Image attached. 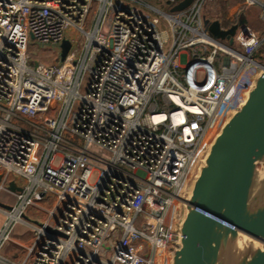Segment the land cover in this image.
<instances>
[{
  "label": "built area",
  "instance_id": "obj_1",
  "mask_svg": "<svg viewBox=\"0 0 264 264\" xmlns=\"http://www.w3.org/2000/svg\"><path fill=\"white\" fill-rule=\"evenodd\" d=\"M210 1L0 0V193L15 198L0 201V264H171L175 203L264 71V36L223 29ZM17 223L31 240L14 261Z\"/></svg>",
  "mask_w": 264,
  "mask_h": 264
},
{
  "label": "water",
  "instance_id": "obj_2",
  "mask_svg": "<svg viewBox=\"0 0 264 264\" xmlns=\"http://www.w3.org/2000/svg\"><path fill=\"white\" fill-rule=\"evenodd\" d=\"M193 2L182 0L178 12ZM70 48L65 39L61 61ZM9 188L21 191L15 182ZM185 204L171 264H264V71L214 138ZM240 234L260 246L248 243L234 254Z\"/></svg>",
  "mask_w": 264,
  "mask_h": 264
},
{
  "label": "rangeland",
  "instance_id": "obj_3",
  "mask_svg": "<svg viewBox=\"0 0 264 264\" xmlns=\"http://www.w3.org/2000/svg\"><path fill=\"white\" fill-rule=\"evenodd\" d=\"M146 3L153 5L165 13H176L179 10H181V1L182 0H177L176 2L172 3L169 0H144ZM243 3L244 0H211L209 3V6L206 9V14L211 17H216L220 19L221 21V27L225 30H228L231 28L232 24L236 23L239 21L240 23L248 22L252 28L257 31L260 35L264 36V23L260 19V9L258 6L250 7L247 9H243ZM139 8V10L143 13H148L151 17L157 16L161 19L160 16L153 14L149 10L139 7L138 5H135ZM161 27L163 28H168L167 24L163 19H161ZM76 31L75 30H69L67 32V37L72 38L75 36ZM81 35V34H80ZM31 54L32 53H37L43 56L42 52L44 49L41 46H33L31 45ZM49 51H54L55 49H48ZM42 53V54H41ZM264 53V51H263ZM46 57V56H45ZM47 60V59H46ZM50 61V60H48ZM57 63V62H56ZM196 178V175L192 177L188 184L182 189V192L180 193L181 198L184 200H178L175 203L174 206V219L177 222V225L179 224L180 226V221L183 220L184 218V213H185V200L188 199L191 188L193 185V182ZM20 183H24L23 179H20ZM262 184V178L258 179L257 182V187L258 189L261 187ZM188 187V188H186ZM187 190L186 195H182V193H185ZM15 198L5 192L0 193V201H3L4 203L7 204H12L14 202ZM47 207H51L52 203L47 202L45 204ZM26 218L28 221L32 224L35 223H40L42 220V216L39 211L35 210L32 207H29L27 212H26ZM6 217L3 213L0 212V227L3 225ZM30 227L26 224L23 223H17L13 226L11 233H10V241L7 242V244L2 248V254L6 257L9 258L10 260H17L18 256L21 254V249L17 246V244H23L27 245L30 243L31 240V233H30ZM115 246V241H111L110 243V248L108 249V252L111 251ZM104 249H107L106 246L104 245Z\"/></svg>",
  "mask_w": 264,
  "mask_h": 264
},
{
  "label": "bare ground",
  "instance_id": "obj_4",
  "mask_svg": "<svg viewBox=\"0 0 264 264\" xmlns=\"http://www.w3.org/2000/svg\"><path fill=\"white\" fill-rule=\"evenodd\" d=\"M186 188H188V187H186ZM185 191L186 192L185 193H182V195H186L187 194V190H185ZM248 243H252L255 247H259L260 246L258 244V242H253L248 237L243 236L242 234H240L238 236V240H237V242H236V244L234 246V254H237V253L241 252L244 249V247L246 246V244H248Z\"/></svg>",
  "mask_w": 264,
  "mask_h": 264
},
{
  "label": "crops",
  "instance_id": "obj_5",
  "mask_svg": "<svg viewBox=\"0 0 264 264\" xmlns=\"http://www.w3.org/2000/svg\"><path fill=\"white\" fill-rule=\"evenodd\" d=\"M28 245V244H27Z\"/></svg>",
  "mask_w": 264,
  "mask_h": 264
}]
</instances>
